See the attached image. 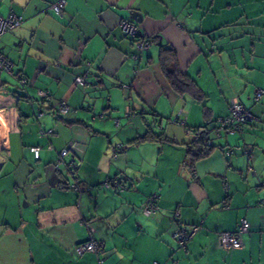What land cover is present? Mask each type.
Here are the masks:
<instances>
[{
	"label": "crops",
	"instance_id": "1",
	"mask_svg": "<svg viewBox=\"0 0 264 264\" xmlns=\"http://www.w3.org/2000/svg\"><path fill=\"white\" fill-rule=\"evenodd\" d=\"M57 1L0 0V16L23 17L0 43L12 63L0 72V264H264V94L255 98L264 89V0H64L60 15L50 9ZM123 19L150 41L138 60ZM162 48L174 50L198 97L174 89ZM234 98L254 120L216 136ZM59 100L72 110L56 113ZM195 127L213 148L190 165ZM75 177L80 192L68 187ZM117 177L128 191L100 187ZM152 193L159 211L147 217L140 207ZM175 209L199 225L186 249L173 234ZM242 220L249 230L236 246L219 238ZM84 221L100 257L75 253L90 237Z\"/></svg>",
	"mask_w": 264,
	"mask_h": 264
},
{
	"label": "built area",
	"instance_id": "2",
	"mask_svg": "<svg viewBox=\"0 0 264 264\" xmlns=\"http://www.w3.org/2000/svg\"><path fill=\"white\" fill-rule=\"evenodd\" d=\"M64 0H59L55 3H52L50 5V9L53 10L56 14H61V11L64 6ZM23 22V17L21 15H18L14 12H10L6 16H0V43L2 36L15 29L16 27L20 26ZM119 26L121 30L131 39H133L135 50L131 54L132 59L138 60L141 54L146 51L150 45V42L147 38L144 37L143 33L141 32L140 28L138 27V24H136L134 21L123 19L120 21ZM6 71L8 73H11L12 71V63L9 61L4 54L0 52V72ZM15 79L17 81V84L19 87L24 88L27 84L26 78H24L22 75H15ZM76 82L82 86L88 84L86 78L84 75L76 77ZM264 94V89H259L255 93V98L258 99L261 97V95ZM39 96L41 98H44L47 100L49 98V94L47 91H40ZM72 109L71 107L63 100H59L57 103L56 111L59 114H66L70 112ZM43 107L38 106L34 110V116L36 118H39L43 115ZM254 120V117L252 114L241 104L237 99H232L229 105V112L228 114L219 119V127L214 130V134L216 136L219 135V131L223 130L226 133H242L244 127L252 122ZM188 133L193 132L188 128ZM41 134L50 135L52 134V130L49 129L47 131L40 130ZM50 148V147H49ZM122 150L121 145H115L114 151H113V158H116L117 154ZM230 152L228 151L227 154ZM248 157L250 158L252 156V151L247 150L246 151ZM33 154L35 158H38L39 156V148L34 147L33 148ZM68 155L67 149H62L59 152V158L57 159L54 167L58 169V167L64 163L63 158ZM77 162L74 158V156L69 155V160L67 162L68 170L70 169L72 173L76 171V165ZM248 171H252V166H249ZM71 187L77 191H81L80 182L75 177L74 180L71 182ZM102 187L106 189H114L118 192H122L125 189H127V185L124 181V179L120 178H111L107 179L102 183ZM158 198L157 193H152L151 196L147 199L145 204L141 207V212L143 215L150 217L153 216L157 211V205L155 203L156 199ZM264 203V201H262ZM180 213L179 210H177L174 214L173 221L175 223V227L173 229V234L178 242V244L185 248L187 246V243L194 237L196 232L199 229V225H192V226H186L183 224H179L177 222V218L179 217ZM176 219V220H174ZM90 233V237L78 243L75 246V253L77 255H81L84 252H92L95 254H99L100 252V244L97 240H95L92 236L94 232V228L91 226L87 227ZM249 229V223L245 220H242L236 227L235 230H224L219 233V238L225 242L228 243L231 247H234L238 244L239 236L242 233L247 232ZM99 261L101 262V259L99 258ZM152 264H159L158 262L154 261Z\"/></svg>",
	"mask_w": 264,
	"mask_h": 264
},
{
	"label": "trees",
	"instance_id": "3",
	"mask_svg": "<svg viewBox=\"0 0 264 264\" xmlns=\"http://www.w3.org/2000/svg\"><path fill=\"white\" fill-rule=\"evenodd\" d=\"M144 37L147 38L145 35H144ZM160 64L162 66V70H163L164 74L166 75V77L168 78V80L170 81V83L172 84V86L174 87V89L176 91H178L179 93L189 92V93H192L195 97H198L200 95V90L195 85V83L190 78H188L185 74H182L179 72L178 67H177V60L175 57V53H174V50L172 48H162L161 49ZM40 100H45V99L41 98ZM56 113H57V111H56ZM199 129L200 128H198V127L190 129L191 131H193V134H194V138L186 145V153H187L188 162L190 163V165H192L197 159L207 156L209 154V152L211 151V149L213 148V146L210 144L209 132H207L205 130L198 131ZM138 139H142V138L139 137ZM135 141H137V140H135ZM247 150L251 151L250 148H247L246 151ZM69 172L72 174V177H73L76 171L74 173H72V171L69 169ZM120 179H123V178H120ZM124 181H125V179H124ZM125 183H126V181H125ZM70 184H71V182L69 183L68 187L70 189H73ZM100 187L103 189H106V188L102 187V183L100 184ZM73 190H75V189H73ZM112 190H114V189H112ZM128 190H129V186H127V189H125L122 192H125ZM114 191H116V190H114ZM78 192H80V191H78ZM116 192H118V191H116ZM118 193H121V192H118ZM147 199L144 201V203L141 205V207L145 204ZM158 200H159V194H158V198L155 201V203L157 205L156 213L159 211ZM141 207H140V211H141ZM177 210L178 209H175V211L173 212L172 218H174V214ZM179 218H180V215L177 218V222L179 224L180 223L183 224L182 222H180ZM174 220H176V219H174ZM83 224L86 227L91 226L89 223H86V221H84ZM183 225H185V224H183ZM193 225H197V224H193ZM186 226H188V225H186ZM190 226H192V225H190ZM100 246H101V244H100ZM179 247L182 248L180 245H179ZM182 249H186V247L182 248ZM100 251H101V248H100ZM99 254H100V252H99ZM99 254H96V255H98V257H100ZM77 256H79V255H77Z\"/></svg>",
	"mask_w": 264,
	"mask_h": 264
},
{
	"label": "water",
	"instance_id": "4",
	"mask_svg": "<svg viewBox=\"0 0 264 264\" xmlns=\"http://www.w3.org/2000/svg\"><path fill=\"white\" fill-rule=\"evenodd\" d=\"M136 15H140V13L135 12L134 14H132V17L135 19Z\"/></svg>",
	"mask_w": 264,
	"mask_h": 264
},
{
	"label": "rangeland",
	"instance_id": "5",
	"mask_svg": "<svg viewBox=\"0 0 264 264\" xmlns=\"http://www.w3.org/2000/svg\"><path fill=\"white\" fill-rule=\"evenodd\" d=\"M121 148H122V146H121Z\"/></svg>",
	"mask_w": 264,
	"mask_h": 264
}]
</instances>
